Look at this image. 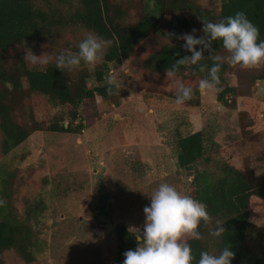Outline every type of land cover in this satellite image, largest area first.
<instances>
[{
  "label": "rangeland",
  "instance_id": "obj_1",
  "mask_svg": "<svg viewBox=\"0 0 264 264\" xmlns=\"http://www.w3.org/2000/svg\"><path fill=\"white\" fill-rule=\"evenodd\" d=\"M128 1L132 5L130 22L143 8L154 21L159 18L155 0ZM190 1L215 11L223 2ZM86 35L67 33L52 44L62 47ZM158 38V33L152 34L124 63L110 64L109 75L124 85L119 104L97 96L95 105L83 104L79 118L72 121L69 107H54L43 95L35 94L25 102L44 125L59 114H64L61 123L67 126H77L80 121L84 124V129L72 132L38 130L7 155L0 152V178L12 179L8 197L3 198L0 185V200H10L6 210L22 218L28 203L43 200L45 205L32 220L38 246L37 259L31 264H123L124 260L117 258L116 226L126 225L137 237L142 236L143 210L150 206L149 195L161 183L192 196L195 169L177 165L179 135L203 130L209 138L206 154L196 169L220 172V164L227 161L257 182L264 181V123L259 121L264 119L262 79L251 83L264 65L253 69L229 65L228 84L239 89V94L228 100L236 99L235 107L218 101L217 90L200 95V105L190 100L178 105V83L195 85L197 80L144 71L142 62ZM50 42L25 41L23 51L30 48L35 55L51 59L55 51ZM96 64L85 65L93 71ZM262 203L260 199L250 207L252 230L247 241L258 253L264 248ZM3 210L2 205L0 218ZM138 244L128 250H135ZM2 264L28 263L9 250Z\"/></svg>",
  "mask_w": 264,
  "mask_h": 264
},
{
  "label": "trees",
  "instance_id": "obj_2",
  "mask_svg": "<svg viewBox=\"0 0 264 264\" xmlns=\"http://www.w3.org/2000/svg\"><path fill=\"white\" fill-rule=\"evenodd\" d=\"M131 7L128 0H0V152L3 155L38 130L72 132L84 129L81 121L77 126L62 124L64 114L56 115L49 125L36 120L32 109L25 104L35 94L45 96L54 107H69L72 121L79 118L83 104L95 105L97 96L119 104L123 92L109 95L106 90L105 80L110 72V64L124 63L154 33H158L159 38L154 41L142 65L144 71L158 76H164L166 69L177 59L191 55L183 47L185 41L178 39V36L192 34V30L196 29V37H202L203 21L218 23L235 16L237 12H243L257 26L259 39L264 41V0H223L219 11L195 5L190 0H155V9L159 13L156 21L143 8L138 12L137 19L130 22ZM164 17L167 18L161 23L159 20ZM82 32L87 35L92 33L106 42L103 58L93 71L81 64L71 71L66 69L62 72L55 67L56 57L66 51L78 52V45L83 39L75 40L76 43L67 41L62 47L52 43L67 33ZM45 40L51 41L55 56L49 59L46 71H40L38 66L24 61L26 53L23 45L25 41L40 44ZM200 47L198 45L197 50ZM212 49L221 56L226 52L220 41H214ZM211 54L205 50V58L200 64L210 68L213 62L208 56ZM228 69L229 64L222 62L217 99L235 107L236 99L230 103L228 100L238 95L239 89L228 84ZM174 76L197 80L195 85L185 86L194 90L191 104L200 105L202 94L198 84L208 77V71L200 72L199 66H178ZM257 78L264 79V70L251 83ZM259 121L264 123V119ZM208 142L209 138L203 130L179 135L176 141L177 165L182 169H195L192 197L207 206L212 218L207 226L201 223V239L189 240L194 257L192 264H198L202 251L218 255L226 246L235 253L231 264H264V248L262 253H258L247 242L252 230L250 207L260 199L264 207V181L257 182L250 173L227 161L220 164V172L196 169L197 163L206 154ZM0 180L2 196L8 197V186L12 184V179L2 176ZM9 201L4 202V213L0 218V264L4 263L5 253L9 250L31 264L37 259L38 246L32 220L43 212L44 202L28 203L21 218L13 211L6 210L10 206ZM218 225L225 228L223 235H210V229ZM114 233L119 242L117 258L123 261L124 253L138 243L137 236L126 225L116 226Z\"/></svg>",
  "mask_w": 264,
  "mask_h": 264
},
{
  "label": "clouds",
  "instance_id": "obj_3",
  "mask_svg": "<svg viewBox=\"0 0 264 264\" xmlns=\"http://www.w3.org/2000/svg\"><path fill=\"white\" fill-rule=\"evenodd\" d=\"M196 31L193 29L192 34L184 33L178 36V39L185 41L183 47L191 52V55L177 59L170 68H167V78L175 74L178 66H199L200 72L208 71V77L201 79L198 84L200 93L204 94L217 90L222 62L242 69L259 68L264 65V41L259 39V29L245 13L237 12L235 16L218 23L203 21L204 35L200 38L196 37ZM214 41L222 42L227 52L226 56L213 51ZM198 45L201 46L200 50H197ZM105 47L106 42L102 38L89 33L79 43L78 52L66 51L58 55L55 67L64 72L66 69L71 71L79 67L81 62L95 65L103 58ZM205 50L212 53L208 56L213 62L210 68L206 64H200L205 58ZM25 52V62L38 66L40 71H46L50 61L45 54L37 56L30 48H26ZM105 84L109 95H119L124 88L113 75L106 77ZM193 96L194 90L191 87L178 83L176 104L182 105ZM149 197L151 204L145 206L143 210L146 220L142 236L136 237L138 247L124 253L123 264H192L194 257L189 240L201 239L199 231L201 223L206 226L211 223L212 218L207 206L192 196L181 193L168 183L159 184ZM3 204L4 201L0 200V206ZM225 231L222 225H218L210 229L209 234L220 237ZM234 258L235 253L226 246L218 255L202 251L198 264H231Z\"/></svg>",
  "mask_w": 264,
  "mask_h": 264
},
{
  "label": "water",
  "instance_id": "obj_4",
  "mask_svg": "<svg viewBox=\"0 0 264 264\" xmlns=\"http://www.w3.org/2000/svg\"><path fill=\"white\" fill-rule=\"evenodd\" d=\"M260 91L262 93V95H264V79L261 80V88ZM113 228H115V225L112 226Z\"/></svg>",
  "mask_w": 264,
  "mask_h": 264
}]
</instances>
